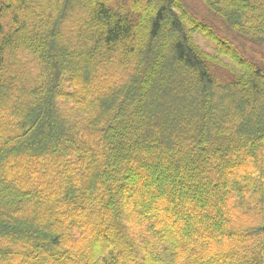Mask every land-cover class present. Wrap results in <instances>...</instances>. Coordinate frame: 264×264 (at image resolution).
<instances>
[{"label": "trees", "instance_id": "trees-1", "mask_svg": "<svg viewBox=\"0 0 264 264\" xmlns=\"http://www.w3.org/2000/svg\"><path fill=\"white\" fill-rule=\"evenodd\" d=\"M257 52L264 0L2 3L0 264H264Z\"/></svg>", "mask_w": 264, "mask_h": 264}, {"label": "rangeland", "instance_id": "rangeland-1", "mask_svg": "<svg viewBox=\"0 0 264 264\" xmlns=\"http://www.w3.org/2000/svg\"><path fill=\"white\" fill-rule=\"evenodd\" d=\"M6 0H0V5L2 4V3H4ZM196 7H197V9L199 10V11H201V7H199V5L198 4H196ZM209 21H213V22H217V21H214V20H209ZM70 24V23H69ZM215 28V30H217V31H219V28H220V24L217 22V23H215V24H212ZM66 29L67 28H69V25L67 24L66 25V27H65ZM197 43L203 48V49H205L206 51H208V52H210V53H212L213 51H212V49H211V43L209 42V41H207V40H205L203 37H201V36H197ZM238 45V44H237ZM63 46L64 45H60V49L61 48H63ZM249 56H254V57H256V58H260V56H264V52H257L256 54H254V53H251V55H249ZM98 62V67H99V70L101 71L102 70V68H103V65H102V63L100 62V60L99 61H97ZM223 63H229V61L228 60H226V59H224L223 60ZM214 71H215V73L217 74V75H219L220 77H222L224 80L225 79H228V77H229V73L226 71V70H223V69H219V68H216V69H214ZM96 88H99V89H97L96 91H98L99 93H101L102 92V88H100V87H96ZM164 98L166 99H168V94L166 93L165 95H164ZM184 107H187V105H184ZM64 127V126H63ZM62 128V126L58 129V130H60ZM12 165V164H11ZM10 164H9V167L11 166ZM12 167V166H11ZM48 169H49V171H51L52 170V167H48ZM7 170H8V168H6V167H4V168H2V171L4 172H7ZM47 180V179H46ZM48 181V180H47ZM0 186H3V187H7V186H9V184L7 183V180H6V178L5 177H3V178H1L0 179ZM44 187V186H43ZM42 213H43V211H44V207H50V204L49 203H46V202H43L42 203ZM41 211V210H40ZM37 210L36 209H34V210H32V211H29V210H27L26 211V213L28 214V215H31V216H35L37 213ZM45 227V226H44Z\"/></svg>", "mask_w": 264, "mask_h": 264}]
</instances>
